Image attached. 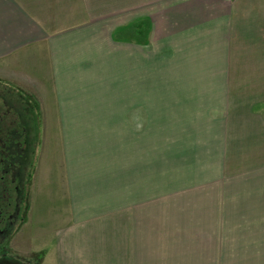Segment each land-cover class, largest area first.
<instances>
[{
	"label": "crops",
	"instance_id": "0c3cea01",
	"mask_svg": "<svg viewBox=\"0 0 264 264\" xmlns=\"http://www.w3.org/2000/svg\"><path fill=\"white\" fill-rule=\"evenodd\" d=\"M164 3L0 0V82L62 129L55 264H227L225 234L179 250L149 226L213 193L264 223V0Z\"/></svg>",
	"mask_w": 264,
	"mask_h": 264
},
{
	"label": "rangeland",
	"instance_id": "374dc122",
	"mask_svg": "<svg viewBox=\"0 0 264 264\" xmlns=\"http://www.w3.org/2000/svg\"><path fill=\"white\" fill-rule=\"evenodd\" d=\"M163 2H165L163 8H166L167 3L171 5L175 0H163ZM0 91L2 92L0 122L6 126L0 133V142H2L0 143V156L4 157L5 154L7 157L10 156L9 153L13 150L12 145H21L22 152L19 153L18 151L16 155L23 162L18 167L20 171L22 168L24 169L20 175L25 179L23 183L26 184L24 191H22V200L25 206L21 204L19 219H17L16 226L10 236L7 239H0V252L29 262V264H55L54 239L52 238H54V228L57 225L52 224V221H56L54 219L63 213L61 208L64 206V202H61L62 198L58 196L57 188L55 189V186L46 180L47 172L45 170L49 168V159H53V161L58 159L59 153L62 151V129L46 125L48 118L45 119L44 117L43 120L42 114L44 113H40L36 104L32 103L31 91H18L2 82H0ZM15 109H17V113L16 116H13L12 112ZM9 116L18 119L20 131L17 133L15 141H10L11 137L8 133L7 125H11ZM38 177L40 179L37 181ZM38 184H40L39 189L41 190H39L40 194L37 201L34 189L39 187ZM42 187H47V189ZM44 195L48 196L50 201L44 200ZM227 195V200L230 198L232 200L227 201L228 207L226 208L213 206L218 204L219 196L217 193L203 197L199 202L195 201V204L185 200L177 201L173 205L174 207H178V204L185 206L188 204L187 206L195 210V213H189L190 209L187 210V208L180 214H171V211H169L170 214L162 213L161 217L159 213L154 214L152 212L149 216L151 218L149 226L153 227L162 237L169 236L170 239L174 240L172 241L173 246L179 250L186 249L185 242L188 237L191 238L188 242L196 243V248H198L197 240L190 236L191 234L186 235L187 232H195L196 237H204L203 242L206 241L204 246L207 247L210 244L214 246V241L218 235L225 234L227 236V264H264V223L252 225L249 222L250 218L244 212L245 208H240L244 206L241 202L242 197L235 199L234 190L228 192ZM174 199L178 200L179 198ZM231 204L235 206H229ZM199 207L204 208L203 213ZM193 217L195 222H205L189 224L188 221ZM260 220H264V218H260ZM218 221L221 223H217ZM179 233L182 237L176 240L175 236ZM209 237L211 240L208 239ZM177 241L181 242L177 243ZM233 251L237 253L236 256H231L230 253ZM214 259L216 262L217 256L213 257L206 254L195 255L193 260L194 264H207L209 260L211 264H214Z\"/></svg>",
	"mask_w": 264,
	"mask_h": 264
},
{
	"label": "flooded vegetation",
	"instance_id": "af4514ba",
	"mask_svg": "<svg viewBox=\"0 0 264 264\" xmlns=\"http://www.w3.org/2000/svg\"><path fill=\"white\" fill-rule=\"evenodd\" d=\"M1 94L2 92L0 91V100ZM16 110L17 109L13 110V116H16ZM3 114L5 113L3 112ZM10 124L14 129L12 135H10V141H15L17 138L16 135L20 131L18 119L12 117ZM3 130L4 126L0 122V133H2ZM4 144L7 145L5 142ZM22 145H24V143H22ZM12 149L13 150L9 153L10 156L7 157V154H5L4 157L2 156L3 158L0 156V239L2 240L3 238L7 239L16 226L17 219H19V209L24 202L22 200V191H24L26 185L23 183L25 179L20 175L21 171L24 169L22 168L20 171L18 167V165L23 162L21 158L16 155L18 151L19 153L22 152L21 145H12ZM23 206H25V204H23ZM7 259L20 262L21 264H29V262L22 261L16 257L0 252V260Z\"/></svg>",
	"mask_w": 264,
	"mask_h": 264
},
{
	"label": "water",
	"instance_id": "95a60500",
	"mask_svg": "<svg viewBox=\"0 0 264 264\" xmlns=\"http://www.w3.org/2000/svg\"><path fill=\"white\" fill-rule=\"evenodd\" d=\"M0 264H21V263L7 259V260H0Z\"/></svg>",
	"mask_w": 264,
	"mask_h": 264
},
{
	"label": "trees",
	"instance_id": "16d2710c",
	"mask_svg": "<svg viewBox=\"0 0 264 264\" xmlns=\"http://www.w3.org/2000/svg\"><path fill=\"white\" fill-rule=\"evenodd\" d=\"M146 24H148V23H146ZM9 119H11L10 117H8ZM8 127V133H9V135H12V133H13V131H14V129H13V127H11V125L10 126H7ZM6 128V126H4V129Z\"/></svg>",
	"mask_w": 264,
	"mask_h": 264
}]
</instances>
